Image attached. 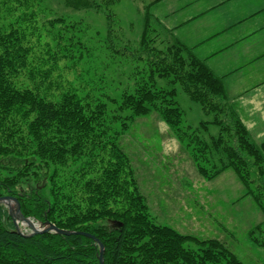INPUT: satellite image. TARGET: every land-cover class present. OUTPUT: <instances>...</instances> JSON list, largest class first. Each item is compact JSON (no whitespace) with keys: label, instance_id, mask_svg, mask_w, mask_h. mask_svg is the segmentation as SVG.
<instances>
[{"label":"trees","instance_id":"1","mask_svg":"<svg viewBox=\"0 0 264 264\" xmlns=\"http://www.w3.org/2000/svg\"><path fill=\"white\" fill-rule=\"evenodd\" d=\"M111 1L65 3L78 9ZM149 11L139 44L149 56L137 57L141 68L132 60L131 87L92 100L85 86L95 87L97 55L87 43L88 29L49 17L39 0H0V197L15 198L24 217L73 232L25 235L0 203V264H101L97 241L103 264H243L218 239L199 240L155 223L131 161L109 131L157 112L177 132L182 112L176 90L156 81L181 84L205 110L222 113L201 122L204 130L218 127L209 137L210 148L221 153L218 164L203 166L211 149L195 137L203 152L199 173L212 179L232 170L264 209L262 190H253L254 184L264 187V140L253 142L233 105L216 98L224 94V75L171 36L172 28L164 48L154 44Z\"/></svg>","mask_w":264,"mask_h":264},{"label":"rangeland","instance_id":"2","mask_svg":"<svg viewBox=\"0 0 264 264\" xmlns=\"http://www.w3.org/2000/svg\"><path fill=\"white\" fill-rule=\"evenodd\" d=\"M39 1L49 17L60 16L67 21H78L88 29L91 41L86 42L96 48L94 74L97 77L91 78L95 87H85L87 90L92 88L88 93L94 100L99 96L102 99L105 95L119 96L131 87L132 60L141 68L143 62L137 57L149 56L139 47L148 10L151 15L148 35L156 37L159 45L154 44L164 48L168 43L166 39L170 34L168 28L173 21L172 15L179 3L187 0H159L150 6L151 0H112L99 8L91 6L78 9L68 6L65 0ZM94 1L102 3V0ZM171 36L174 37L173 33ZM256 64L246 66L242 71L228 72L227 77H238L236 80L239 83L232 82L233 79L230 83L223 80L224 94H217L216 98H222L219 99L221 103L233 105L250 139L259 143L264 140V80H254L264 78V61ZM172 83L165 79L156 81L157 85L165 88L173 86L176 90L175 99L182 112V122L177 132L172 131L157 112L137 118L131 124L130 119L124 120L126 125L122 126L125 129L121 127L119 130L118 124L114 130H109L112 134L116 133L117 142L131 161L149 217L157 224L167 225L199 240L218 239L243 264H263L264 209L246 192L232 170L226 169L215 178L207 179L197 169V164L202 162L199 153L203 152H198L199 145L195 137L210 148L209 137L218 131L214 124L204 130L201 122L220 117L222 113L205 110L186 93L181 84ZM243 85L246 87L242 88ZM116 116L122 118V115ZM210 149L211 152L205 154L208 163L202 162L207 168L218 164L217 158L221 154ZM4 164L8 168L6 172L14 168L7 161ZM253 190H262L261 205L264 207V187L254 184ZM1 204L13 217L17 229L30 234V226L12 213L15 203L12 201L11 207ZM18 206L20 208L19 203ZM30 218L35 227L46 226V222L40 223L32 216Z\"/></svg>","mask_w":264,"mask_h":264},{"label":"crops","instance_id":"3","mask_svg":"<svg viewBox=\"0 0 264 264\" xmlns=\"http://www.w3.org/2000/svg\"><path fill=\"white\" fill-rule=\"evenodd\" d=\"M172 17L174 36L224 75L225 83H239L228 72L264 61V0L181 1Z\"/></svg>","mask_w":264,"mask_h":264},{"label":"water","instance_id":"4","mask_svg":"<svg viewBox=\"0 0 264 264\" xmlns=\"http://www.w3.org/2000/svg\"><path fill=\"white\" fill-rule=\"evenodd\" d=\"M14 202L15 203V210L14 212H12L18 219L20 220H23L24 222H26L30 228H31V232H30V235L31 234H35V233H41V232H45V231H55L57 233H61V234H68V233H73L71 231H65V230H61V229H57L55 227L54 224H52L51 222H46V226L45 227H35L33 222H31L32 220L29 218V217H24L21 212H20V209H19V206H18V203L16 201L15 198H13L12 196H3V197H0V202H3V203H7V202ZM19 232V231H18ZM88 235V234H86ZM88 236H91L92 238H94L92 235H88ZM98 242V245H99V260L101 262V264H103L102 262V252H103V245L101 244V242L97 241Z\"/></svg>","mask_w":264,"mask_h":264},{"label":"bare ground","instance_id":"5","mask_svg":"<svg viewBox=\"0 0 264 264\" xmlns=\"http://www.w3.org/2000/svg\"><path fill=\"white\" fill-rule=\"evenodd\" d=\"M0 203H3V202H0ZM5 204H7V205H9V206H10L11 202H7V203H5ZM10 207H11V206H10Z\"/></svg>","mask_w":264,"mask_h":264}]
</instances>
